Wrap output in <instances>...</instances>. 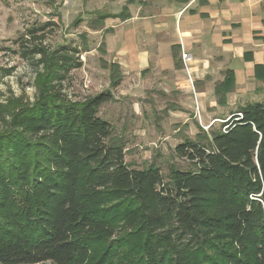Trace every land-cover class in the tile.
<instances>
[{"label":"trees","instance_id":"obj_1","mask_svg":"<svg viewBox=\"0 0 264 264\" xmlns=\"http://www.w3.org/2000/svg\"><path fill=\"white\" fill-rule=\"evenodd\" d=\"M37 52L48 73L35 102H0V264H264V102L178 144L193 167L171 164L165 181L127 162L99 114L112 92L68 99L51 83L65 63ZM220 83L223 105L233 71Z\"/></svg>","mask_w":264,"mask_h":264},{"label":"rangeland","instance_id":"obj_2","mask_svg":"<svg viewBox=\"0 0 264 264\" xmlns=\"http://www.w3.org/2000/svg\"><path fill=\"white\" fill-rule=\"evenodd\" d=\"M128 2L0 0V102L8 103L10 99L35 102L40 95L38 78L41 73H48L45 62L41 61L43 54L37 52L43 49L53 61L57 58L65 63L64 67H51V83L68 99L78 101L105 90L112 92L114 98L100 107L99 114L113 125L114 139L125 144L127 162L141 169L158 166L167 181L171 164L183 169L193 167L187 158L177 155L176 146L186 139L207 141L211 138L212 132L223 127L221 119H228L239 110L238 103L245 94L238 93L241 97L225 112L226 105L222 104V111L211 110L215 104L207 100L206 94L203 97L206 107L201 116L193 90L181 86L182 83L189 86L193 74L190 67L187 74L179 71L181 46L169 47L173 58L172 63L169 59L168 62L177 70L173 72L165 66L167 53L159 46L150 47L143 38L142 28L134 35V29L127 31L129 24L124 19L122 22L111 18L98 20V12H122ZM137 3L139 9L149 6L142 0ZM28 49L31 52L25 55ZM145 49H152L154 58L144 64L140 54ZM242 62L235 61L231 68L241 69ZM113 64L119 65L120 72ZM56 68L65 75L62 81L54 77ZM116 72L120 74L119 82L116 77L112 78ZM208 76L196 84L198 90H206V82L213 76L214 87L219 85L222 89L225 85H221L218 73ZM164 80H168V86L162 84Z\"/></svg>","mask_w":264,"mask_h":264},{"label":"crops","instance_id":"obj_3","mask_svg":"<svg viewBox=\"0 0 264 264\" xmlns=\"http://www.w3.org/2000/svg\"><path fill=\"white\" fill-rule=\"evenodd\" d=\"M137 1L128 2L129 16L124 19L129 24L127 31L134 29L136 35L138 28H142L147 44L150 47L159 46L167 53L165 66L173 72L177 70L171 64L173 56L169 55L170 48L175 44L182 47V68L179 71L182 74L186 71L187 74L190 67L193 74L192 80L189 79L190 85L182 83L181 86L185 90H193L201 116L206 107L203 104L206 94L207 100L209 98L215 104L211 110L222 111L216 85L214 87V76L213 79H206V90L196 88L199 81L209 77L208 74L218 73L221 82L227 71L234 73L236 88L232 91L233 86L227 92L224 112L237 101L241 92L245 95L238 105L263 102L264 94L260 91H264V0H142L145 5L149 3L142 9L137 7ZM132 8L138 9L133 12ZM110 18L122 22L120 17ZM152 54V49H145L140 54L144 64L153 60ZM241 59V69L231 68L235 61L241 62ZM163 83L168 86V80ZM252 93H255L254 97ZM203 115L208 116V113Z\"/></svg>","mask_w":264,"mask_h":264},{"label":"built area","instance_id":"obj_4","mask_svg":"<svg viewBox=\"0 0 264 264\" xmlns=\"http://www.w3.org/2000/svg\"><path fill=\"white\" fill-rule=\"evenodd\" d=\"M238 115H239V116H242V114H241V113H238ZM228 119H229V118H228ZM228 119H226V120H228ZM221 121H224V120L222 119Z\"/></svg>","mask_w":264,"mask_h":264}]
</instances>
